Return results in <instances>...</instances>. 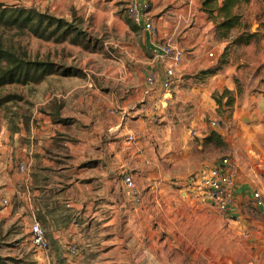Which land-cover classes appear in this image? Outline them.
I'll return each mask as SVG.
<instances>
[{
    "label": "rangeland",
    "instance_id": "obj_1",
    "mask_svg": "<svg viewBox=\"0 0 264 264\" xmlns=\"http://www.w3.org/2000/svg\"><path fill=\"white\" fill-rule=\"evenodd\" d=\"M0 4L37 8L69 21L76 20L91 40L90 48L86 49L70 42L56 43L30 34L19 35L15 30L2 33L6 43L21 46L30 58L52 61L63 69L72 67L75 75L53 74L39 83L0 90V98L8 94L20 97L5 104L6 108H0V149L12 147L19 131L25 130L28 134L27 124H31L33 116L58 95L80 83L90 82L93 88L104 85L105 69L113 68L117 78L121 73L119 69H128L133 76L131 83L138 81L140 73H146L143 66L150 53L147 49L150 34L130 19L127 0H0ZM238 13L242 15L244 26L232 30L227 38H220L215 32L206 50V53L213 51L214 56L208 55L209 60L196 73L184 75L179 90L178 85L170 89L173 98L167 95L172 102L166 108V116L148 124L149 128L150 125L159 128V135L141 134L139 141L145 148L154 152L163 150V164L149 169L143 178L135 179L142 199L136 202L126 189L121 196H125L127 202L111 208L106 204L105 211L94 218L82 215L75 219L64 199L63 217L49 218L44 227L50 242L46 255L60 250L56 259L47 262L140 264L143 252L151 259L154 256V264L156 257L159 264H264V208L248 204L253 192L264 195V65L257 56L264 38V1L243 4ZM210 20L215 25L214 20ZM246 33L259 36L245 44L241 37ZM227 45L229 51L223 57ZM217 46L221 54L216 51ZM208 70L217 72L201 74ZM192 86L202 87L194 97L190 95ZM227 90L235 97L233 106L226 104ZM213 121H218L219 127L213 128ZM191 129L199 136L191 138ZM173 149H180V159H183L182 149H192L191 158L200 157L202 165L191 163L188 167L179 163L176 168L170 159ZM6 155L0 153V190L9 185L15 189V211L16 193L23 190L16 183L17 177L23 181L19 173L21 160L14 157L11 160ZM224 157H230L238 170V185L243 193L236 201V212L242 215L239 222L224 219L202 198L197 184L198 178ZM157 169L160 171L158 179L152 180L151 173ZM67 182L63 180L65 186ZM26 220L29 226L25 225ZM76 220L80 224L69 231V223L76 224ZM32 223L24 216L7 223L0 216L1 257L16 259L14 264L38 263L31 242ZM60 226L68 231L62 233V237L57 234ZM147 227L154 228L157 246L152 243ZM72 245L78 249L74 256L69 250Z\"/></svg>",
    "mask_w": 264,
    "mask_h": 264
},
{
    "label": "crops",
    "instance_id": "obj_2",
    "mask_svg": "<svg viewBox=\"0 0 264 264\" xmlns=\"http://www.w3.org/2000/svg\"><path fill=\"white\" fill-rule=\"evenodd\" d=\"M254 2L256 0H251L252 4ZM139 3L148 6V13L157 29V35L148 36L146 43L150 51L143 66L146 73H140L138 81L131 83L133 76L128 69H119L118 78L113 74V68L105 69L106 81L101 87L95 85L93 88L90 82L80 83L57 96L54 113L71 119L70 124L53 122L50 114L40 112L33 116L31 124H27L28 134L25 130L19 131L12 147L0 149L3 156L7 152V157L20 159L19 166L23 164L25 167L24 174L19 171L25 185L22 193H16L18 206L15 211V189L9 188V185L0 190V216L5 222L24 216L33 223H41L43 228L47 227L49 218L63 217L61 204L64 199L73 219L82 215L94 218L105 211L106 204L111 208L127 202V198L121 196V192L126 191L123 183L125 174L138 180L149 169L163 164L162 149L151 151L139 141L143 133L159 135V128L154 129L153 125L149 128L148 124L166 116V108L172 102L167 97L170 93L162 87L168 63L155 57V43L162 40L185 52L183 63L176 70L174 85H178L179 90L184 75L196 73L209 60L208 55L213 51L206 53V50L213 42L215 25L202 10V0H139ZM260 46L257 56L264 65V38ZM215 49L221 54L219 46ZM151 72L157 74L153 89L149 88L146 77ZM115 79L118 81L113 82ZM196 87L191 88L190 95L193 97L197 95V89L202 88ZM203 90L209 91L207 88ZM131 136L134 140H130ZM179 150L173 149L170 153L176 168L179 163L188 167L191 163L199 167L202 165L200 157L191 158L192 149H182L183 159L179 157ZM192 169L190 166V171ZM159 173V170L151 173L152 180H157ZM64 179L68 181L66 186ZM19 181L17 177L16 183ZM235 194L236 198L243 196L238 184ZM3 198L9 199V206L2 204ZM70 223L69 231L80 224ZM25 225L29 226L27 220ZM57 229L58 237L68 232L61 226ZM145 229L150 230V239L157 246L154 228ZM46 253L36 251L37 264H50L47 261L56 259L60 250ZM153 257L151 259L147 253L141 252L139 263L154 264ZM155 261L156 264L160 262L158 257Z\"/></svg>",
    "mask_w": 264,
    "mask_h": 264
},
{
    "label": "trees",
    "instance_id": "obj_3",
    "mask_svg": "<svg viewBox=\"0 0 264 264\" xmlns=\"http://www.w3.org/2000/svg\"><path fill=\"white\" fill-rule=\"evenodd\" d=\"M250 2L251 0H202V10L208 14L210 19L214 20L216 34L220 38H227L232 30L244 26V20L238 10L243 4ZM6 30H15L19 35L30 34L56 43L70 42L86 49L90 48L91 40L87 38L86 31L76 20L69 21L48 12H42L37 8L8 7L0 4V90L14 85L39 83L53 74H61L66 77L75 75V70L72 67L63 69L52 61L32 59L27 50L21 46L6 43L2 34ZM256 36L259 35L246 33L241 39L245 44H250L252 38ZM95 49L92 47V50ZM228 51L229 45L225 47L223 57L227 55ZM216 72L217 70H208L201 72V74H215ZM224 95L228 96L226 104L233 106L235 97L232 91L227 90ZM216 97L214 98L216 99ZM14 99H20V97L14 94L1 97L0 108H6L4 107L5 104ZM217 101L220 102L221 99L217 97ZM54 103L55 100L42 107L41 112L50 114L53 122L70 124L71 119L62 118L60 115L56 116ZM48 109L53 110V112H47ZM15 260L0 256V264H14Z\"/></svg>",
    "mask_w": 264,
    "mask_h": 264
},
{
    "label": "built area",
    "instance_id": "obj_4",
    "mask_svg": "<svg viewBox=\"0 0 264 264\" xmlns=\"http://www.w3.org/2000/svg\"><path fill=\"white\" fill-rule=\"evenodd\" d=\"M127 13L130 19L138 26L142 27L144 31L150 35L156 36L157 29L154 24L153 18L148 13V6L146 4L139 3V0H127ZM155 57L161 61L168 63L165 69V76L162 81V87L165 91L169 92L175 83L176 70L185 58V52L177 47H174L170 43H166L162 40L157 41L154 46ZM209 56L213 57L214 52H211ZM157 82V74L151 72L147 76V84L150 89H153ZM213 128L219 127L218 121L212 122ZM189 136L195 138L198 135L195 129L189 131ZM130 140H134V137H130ZM20 173L24 174L25 167L23 164L19 166ZM239 181V175L236 164L230 157L222 158L217 164L207 170L201 178H198V186L202 198L209 201L220 213V215L228 221L241 220V213L236 212V194L235 189ZM123 183L126 189L132 194L136 202L142 199L141 191L130 175L123 176ZM18 185L22 188L25 185V181H19ZM2 204L7 207L10 205V201L7 198L1 200ZM248 204L255 208H264V195L255 191L248 198ZM31 242L36 251L47 252L50 248V242L47 238V234L41 223L34 222L30 226ZM247 233H245L246 235ZM70 254L76 255L78 249L75 245L70 247Z\"/></svg>",
    "mask_w": 264,
    "mask_h": 264
},
{
    "label": "water",
    "instance_id": "obj_5",
    "mask_svg": "<svg viewBox=\"0 0 264 264\" xmlns=\"http://www.w3.org/2000/svg\"><path fill=\"white\" fill-rule=\"evenodd\" d=\"M244 120H246V121H247L248 119H247V118H244Z\"/></svg>",
    "mask_w": 264,
    "mask_h": 264
}]
</instances>
